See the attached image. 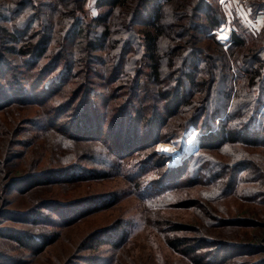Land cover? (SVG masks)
<instances>
[{"label": "trees", "instance_id": "trees-1", "mask_svg": "<svg viewBox=\"0 0 264 264\" xmlns=\"http://www.w3.org/2000/svg\"><path fill=\"white\" fill-rule=\"evenodd\" d=\"M85 2L0 1V264H24L57 228L120 200H61L69 184L120 174L148 206L199 183L215 199L264 207V26L255 35L234 16L224 50L214 33L225 20L220 0H96L89 21ZM244 6L255 19L264 0ZM189 126L198 153L167 167L155 145ZM15 198L27 208L9 209ZM214 218L201 246L169 235L168 247L191 264H264L254 258L264 253V214ZM123 225L95 229L81 249L112 253ZM107 254L78 264H110Z\"/></svg>", "mask_w": 264, "mask_h": 264}, {"label": "rangeland", "instance_id": "rangeland-1", "mask_svg": "<svg viewBox=\"0 0 264 264\" xmlns=\"http://www.w3.org/2000/svg\"><path fill=\"white\" fill-rule=\"evenodd\" d=\"M247 1L225 0L223 2L220 0V4L225 12L224 15H226L225 9H227L232 16L240 17L241 6L245 5ZM95 2L96 0H86L84 4V12L81 16L87 21L98 14ZM242 20L244 19L242 18ZM248 21L249 19L246 17V22ZM250 30L256 35L255 30L252 28ZM149 88L154 92L157 90V86L153 84H150ZM26 113L28 115L35 114L32 110ZM260 115H264L261 110ZM193 129L194 126H189L178 139L170 142L161 141L155 145V151L166 157L165 165L167 167L180 166L185 162V158L198 153L199 133L198 131L192 132ZM191 137L193 140L191 139L192 142L188 145L187 141ZM45 151L48 156L52 157L56 153L54 150L49 153L47 150ZM61 154H63L62 150L59 155ZM212 190L215 191V189ZM210 191L211 187L206 188L199 183L189 184L181 191L162 197L159 199V203L154 202L147 206L132 194L129 181L120 174L98 181L69 184V186L62 187L57 194L61 200L65 201L70 197H72L71 199L80 198L89 194H121L120 200L113 206L91 213L72 224L57 228L53 231L57 238L52 244L37 255L23 254L22 259L26 260L24 264H69L72 261L78 264L85 256L91 258L105 256L107 254L106 247H99L92 251L81 249L84 239L95 229L107 227L112 222L121 220L124 223V235L117 244L118 246L112 250L113 254H107L111 258L110 264H191L189 257L175 253L168 247L169 235L192 241L195 245L201 246L202 241L197 242L200 241V235L203 237L212 236L210 225L213 224L214 217L221 221L245 213L264 214L263 206L243 201L238 195L215 199V192ZM207 198H213V201ZM189 199L193 200L192 204H195V207H184L189 204ZM27 203L25 199L15 198L14 205L9 209L24 210L27 208ZM175 226L179 231L174 230ZM168 227L170 230L167 229ZM190 228L193 229L190 231ZM216 231L218 234L214 235H219L222 238L231 237V234ZM10 253L18 255L13 250ZM254 258L264 259V253H259Z\"/></svg>", "mask_w": 264, "mask_h": 264}, {"label": "built area", "instance_id": "built-area-1", "mask_svg": "<svg viewBox=\"0 0 264 264\" xmlns=\"http://www.w3.org/2000/svg\"><path fill=\"white\" fill-rule=\"evenodd\" d=\"M224 1L225 0H223V2ZM225 11H226V15H225L226 17H225L224 22L220 23L218 28L214 31L216 39L223 46L224 49H226L228 47V45L230 43L231 34L234 31V28L232 26L231 16L228 14L227 9H225ZM263 112H264V108L261 109V113H263ZM192 132H196V130L193 129Z\"/></svg>", "mask_w": 264, "mask_h": 264}, {"label": "crops", "instance_id": "crops-1", "mask_svg": "<svg viewBox=\"0 0 264 264\" xmlns=\"http://www.w3.org/2000/svg\"><path fill=\"white\" fill-rule=\"evenodd\" d=\"M231 1L233 2V0H231ZM229 3H231V2L229 1ZM230 5H232V4H230ZM234 9H235V11H237L236 10V6H234ZM240 10H241V14H240L241 19L243 18L244 20H246V17L249 19V21L246 22L245 24L249 25V27L252 28L253 30H255V32L260 31L261 28L264 26V11L261 12V13H259L256 16L255 19H250L249 12H248L247 8L244 5L241 6V9ZM228 14L230 16H232V14L229 11H228ZM233 17L234 16H232V18Z\"/></svg>", "mask_w": 264, "mask_h": 264}, {"label": "bare ground", "instance_id": "bare-ground-1", "mask_svg": "<svg viewBox=\"0 0 264 264\" xmlns=\"http://www.w3.org/2000/svg\"><path fill=\"white\" fill-rule=\"evenodd\" d=\"M191 139H192V137H191L188 141L186 140L188 145H190V143L192 142L193 139H192V140H191ZM160 146H162V145H160ZM165 148H166V147H165ZM158 149H159V148H158ZM161 150H162V149H161Z\"/></svg>", "mask_w": 264, "mask_h": 264}]
</instances>
